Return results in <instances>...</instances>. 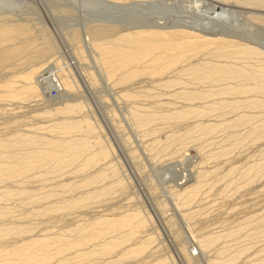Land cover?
<instances>
[{"label":"rangeland","instance_id":"obj_1","mask_svg":"<svg viewBox=\"0 0 264 264\" xmlns=\"http://www.w3.org/2000/svg\"><path fill=\"white\" fill-rule=\"evenodd\" d=\"M90 1L0 0V26H24L29 30L28 38L32 41V47L28 51L29 55L28 53L16 54L7 63L0 66V140H6L16 134L36 135L34 137L40 136L45 139L66 137L68 134H59L58 128L56 129L57 125L60 126L65 121L72 122L86 119L93 123V127H96L93 130L97 131L95 134L89 135L88 138L85 132L81 133L79 131L80 133L72 132L67 137L83 136L91 141L92 138L95 140L92 135L99 136L97 139L101 138L102 142H105L104 144L101 143L106 148L101 144L100 147L108 150V156L110 155L105 160L97 161L89 169L86 168V171L81 169L80 173L77 168L78 170L81 168L84 157H80L79 162L76 159L77 163L76 161L73 162L74 165L73 163L72 165L69 164L71 167L69 165L65 166L66 170H64V167L63 170H60L56 166H50L52 164L50 163L44 166L45 169H39L41 168L39 167L38 170L35 168L37 172L33 170L34 175L29 171L31 175L29 176V173L27 175L29 179L31 177L30 180L27 179L25 173L22 177H19L22 179L13 180H17V182L8 180L11 182L6 181L7 183L1 184L0 192L4 188L16 190L20 186L29 193L28 196L30 197H16L0 201V208L6 210L5 212L10 213L11 216H5L6 219H1L0 222L2 221L1 223L4 225L7 223L9 225L15 224V226L23 227V230L26 231L29 229L34 230L32 233H28L29 235L23 233V236L15 235L0 239V242H3L1 244H5L4 247L6 248V245L11 246L17 240L30 237L31 234L34 235L33 237L36 235L37 237L38 235H67L72 238L74 233L71 230L79 225L89 226L92 221L103 217L116 218L120 214L124 215L138 211L137 213L140 212L141 217L144 221L147 220L148 223L144 224V229L142 227L139 231L137 230L138 233L136 232L137 236L134 237V241L128 242L131 246L126 243L129 247L123 245L110 255L105 253L100 256L92 253L88 256V259L81 261L79 264H159L162 260L166 262L165 264H214L217 261L226 260L236 252L240 258L236 254L238 260H231V264H264V165H262L264 164V106L261 104L264 101V93L251 92L244 97H241V95L238 97L237 95L231 96V94H227V96L226 94H217L222 89L227 90L226 88L235 85L254 87L256 82L247 81L248 84H246L240 80H218L217 83L213 80L208 81L209 79L206 81L198 80V82L194 78L187 77L188 75L185 73L179 75L182 65L187 66L190 59L184 64H179V66L177 64L173 66L174 68H170L165 73L167 77L165 75L162 76L163 78L156 75L155 77L141 75L124 85L115 84L112 86L113 80H107L98 61V56L88 44V38L91 39V32L101 28H107L109 32L106 34L107 37L109 35L115 37L120 30H126L131 26H140V28L141 25L149 26L148 22L154 23L155 21H151L160 15L166 19L167 23L164 22L163 25L167 27L179 25L181 21H185L189 17H196V19L194 18L196 24H202L206 18L203 23L205 24L208 22L209 17L210 19L213 17L214 13L212 12L218 11L219 7H225V9H230L229 11L235 16L229 24L234 25V27L242 24V28L240 25L238 26L242 30H239V32H243L242 35L249 33L250 35H246V38L251 43L250 45L260 46L264 50V6L249 1L245 3L237 2V0H147L152 2L150 5L148 2L146 3V0H141V3L138 2L140 0H125L116 2L117 5L123 6V8L117 9L112 8L113 6L103 5L104 2H101V0H99L101 3L98 2V4L97 0ZM142 1L146 4H142ZM163 20L158 21L163 22ZM25 39L27 40V37L20 36L11 41L0 42V53L13 46L23 44L26 42ZM239 43L242 44V42ZM79 48L83 53V57L80 59L78 57ZM209 49L212 48L206 49L207 51L205 50L202 53L203 55H200L201 57L192 58L193 64L201 60L202 62L210 61L211 63L221 60L220 62L225 61V63L243 66L252 64L250 60H245L248 63H244V60H227L226 58L219 60ZM41 50H44L45 55L43 54L44 57L42 56L40 60L36 61L35 66L30 58L37 51L41 52ZM33 65L35 68H39L35 75L36 78L43 77V74H50L51 70H63L68 76L70 74L69 77L72 79L69 78V80L75 82L72 83V91L66 92L65 95H61L60 92L59 94L56 92V94L50 88V85L41 82L43 78H40L37 81L38 97L31 98L20 95L18 97L3 98L2 96L5 95L4 84L14 83L13 87L17 88L18 86L19 88L21 76L27 73V70ZM174 69L177 71H172ZM172 72H176L177 75ZM167 79L169 81L174 80L177 85L172 81L173 83L169 84V86L173 84L171 87H162L161 84L163 81L166 82ZM195 92L215 94L213 99L210 96V99H204L206 102L198 100V103H195L197 99L196 101L190 99V101V95L183 97V95L186 96L188 93ZM124 93L132 94L135 97L124 98L122 96ZM246 98L248 100L253 99V101L259 99L260 106L257 104L252 107L239 108L238 111L236 109L231 110L232 112L229 109L220 108L218 110V108L216 111L211 112L213 114L208 115L209 117L204 116V119H202V116L199 118L192 117L189 120L165 122L158 118L162 114L166 115L190 105L208 108L210 105H215L213 104L214 101L240 100V102H243ZM68 104H80L84 108L81 109L82 111L72 114H55L56 109L63 108ZM145 112L149 113L150 116L157 117V121L153 119V121L144 122V124L138 118V113L140 116L141 114L144 116V114L146 115ZM240 113L241 117H244L245 114L250 118L249 121H246L250 124L242 122V126L239 123L236 125L237 127L233 126V128L220 127L213 130V132H209V134L197 132V135L194 134L196 136L192 137L193 132L190 131L194 123L218 124L235 119L238 115L240 116ZM136 121L140 124L138 125ZM255 130L259 132L256 133L257 138L254 136L255 134H252V131ZM91 143L93 144V142ZM92 144L91 149L93 151L98 149L97 146V148L94 147V144L92 147ZM26 147L23 146L22 148L21 146L19 149L15 148L16 150H14L23 152ZM29 147L39 149V145H29ZM4 161H7V158ZM256 164H260L258 166L261 167V172L258 171L257 168L260 169V167ZM251 166L252 170L255 169V166L257 167L256 171L260 173H258L259 176L263 174L260 177L257 176L258 178L254 182L241 179L242 171L250 169ZM51 167H56V169L54 168V170ZM57 169L60 170L58 171L60 174L57 173ZM82 171L84 172L82 173ZM196 172L206 175L204 181L199 180L203 183L202 187L204 188L192 201L191 205L189 203L182 205L176 197L179 184L186 177L190 178V184L195 183L193 180L196 181ZM101 173L107 174H105V179L96 181V184L93 183L86 188H76V185H80L84 180H89ZM118 181L120 182L119 185L116 184ZM112 183H115L116 187L111 186ZM63 184L67 186L61 187ZM104 186H111L113 189L108 193L109 195L99 197V200L97 198L92 201H89L90 199L83 201L80 206L69 209V212L68 209L56 213L47 210L50 205L62 206L65 200L80 199L84 193L99 191ZM72 187L74 188L72 189ZM54 192L59 195L53 194ZM109 235H112L111 238L118 237L113 233ZM109 235H107V241L110 239L108 238ZM145 236L147 237L145 238ZM206 236L208 238L214 236L217 239L216 243L199 252L198 255L200 248L195 251L192 245ZM141 238L142 240H140ZM147 238H149L148 240L152 239V241H149L150 245L143 254L124 259L121 262L118 260L120 256L118 253L122 249L125 247L137 248ZM101 239L96 242L103 243L106 238H103V241ZM96 242L93 243L94 245H86L85 247L89 249L85 248V250L98 248L99 243ZM196 247L199 246L196 245ZM225 249L226 251H224ZM243 250L245 253L242 255L240 251L243 252ZM62 254V258L69 256L66 252ZM56 259L51 264H56L61 260V258ZM219 263L217 262V264ZM227 264L229 263L227 262Z\"/></svg>","mask_w":264,"mask_h":264},{"label":"bare ground","instance_id":"obj_2","mask_svg":"<svg viewBox=\"0 0 264 264\" xmlns=\"http://www.w3.org/2000/svg\"><path fill=\"white\" fill-rule=\"evenodd\" d=\"M118 1H125V0H101V2H104V4L102 3L103 5L113 6L112 8H117V9L123 8L122 5H117L118 3H116V2H118ZM238 1H241L243 3L249 1L253 4H257L259 6H264V0H237V2ZM98 2L101 3L99 0H97V4H98ZM138 2L141 3V0ZM147 2L148 1L146 0V3ZM146 3H144V1H142V4H146ZM150 3L152 4V2L149 1L148 4L150 5ZM209 4H211V3L209 2ZM217 4H219V3H217ZM213 5H214V3H213ZM134 6H135V4H134ZM229 10L225 9V7H219L218 11L212 12V13H214V15H212L213 17L211 19L209 17V20L207 19L208 22L206 21L207 23H205V24H203V23L206 20V18L202 24H196L194 22L195 21L194 18L196 19V17H194V18L189 17V18H186L185 21H181L179 25H176V26L171 25L168 27L163 25L164 22L167 23L166 19L163 18L164 16L162 17L161 15L160 16L156 15L157 18L156 19L154 18L151 21V22L155 21L154 22L155 24L148 22L149 26L141 25L142 26L141 28H140V26L138 27L136 25H135L136 27L131 26V28L130 27L128 28V26H127L128 29H126V30L124 29L122 31L120 30V32H118L119 34L116 33L117 35L115 37H113V36L110 37V35H109V37H107L106 34L109 32H108L107 28L104 27L105 29L101 28V29L94 30L91 32V35H90L91 39L88 38V42H89L88 44L91 46L90 48H92V50L98 56V61H99L100 65L102 66L101 68L103 69L104 75L106 76L107 80L108 81L113 80L112 86L115 84L124 85V84L132 81L133 79L137 78L138 76H141V75H150V76L152 75L154 77L156 75L160 78H163L164 75L166 76L165 73L168 72V70H170V68L171 69L174 68L173 67L174 65L178 64V66H179V64H184V62H187L190 59L192 60V58H194L196 56L198 57L200 55H203L202 53L205 52L206 49L208 50V48H212L209 50H211L212 54H214L219 60L220 59L224 60L225 58L227 60L228 59H230V60H244V63L245 62L248 63L247 61L250 60V62L252 64H247V65L244 64L245 66H243V65H236V64L227 63V62L225 63V61L220 62L221 60L218 61L219 63L217 61H214V63L213 62L211 63L210 61L209 62L208 61L202 62V60H201L200 62H197V63L194 61L195 64H193V62L190 60V61H188L187 66L182 65L181 69L179 70V72H180L179 75H182L183 73H185L186 75H188L187 77H189L191 79L194 78L196 81H198V80L199 81L200 80L206 81L209 79L208 81L213 80V81H217V83H218V80H220V81L221 80H224V81H235V80L239 81L240 80L241 82H245V83L247 81H253V82L255 81L256 82L254 87H249V86H244V85H235L234 87L226 88L227 90H225V88L223 87L224 90L222 89L221 92L219 91L220 93H217L220 95L226 94V96H227V94H229V95L231 94V96L237 95L239 97L241 95V97L242 96L244 97L246 94L251 93V92L252 93L253 92L264 93L263 92L264 91V50H263V48L261 49L260 46L256 47V46L250 45L251 43L249 41H247V38H246V35H248L249 33L246 35H242L244 33L241 32L242 30L239 29V27H238L240 25L239 24L240 22L238 23L239 25L237 24L238 26H235V27H234V25L229 24V22L231 20H233V17H235L233 15V13ZM152 13H154V12L152 11ZM188 13H190V12H188ZM205 13H207V12H205ZM170 16L172 17V14ZM207 16H209V15H207ZM239 16H240V14H239ZM161 19H164L163 22L158 21ZM239 19H238V21H239ZM235 20H234V22L236 23ZM143 21H141V22H143ZM244 22H245V19H244ZM174 23H176V22H174ZM241 25H240V27H241ZM243 25L245 26V24H243ZM248 27H249V25H248ZM91 30H93V29H91ZM239 30H241V31L239 32ZM121 32H124V33H121ZM244 32H245V30H244ZM29 34H30L29 30L24 26H7V27H1L0 26V42L11 41V40H14L20 36L27 37V40L25 39L26 42H24L23 44L18 45V46H13L11 48H9L7 46V48H9V49L6 50L5 52L2 51V53H0V66L3 65L4 63H7V61H9L16 54H27L28 53V51L32 47V41L29 40L30 38H28ZM25 40H23V41H25ZM239 42H242V44ZM78 50H79L78 51L79 52L78 57L80 59L81 57H83L82 56L83 53H81L82 50H80V48ZM42 51L44 52V50H41V52L37 51L30 58L32 60V62L34 63V65H35L36 61L40 60V58L43 56V54L45 55V52L43 53ZM28 55H29V53H28ZM204 55H205V53H204ZM24 58H26V57H24ZM245 60H247V61H245ZM190 62H192V63H190ZM235 63H237V62H235ZM34 65H33V67H30L27 70L28 71L27 73H25L21 76L19 88H18V86H17V88L13 87L14 83L9 82L7 84H4V89H5L4 94L6 96L5 95H3V96L1 95V96L3 98L4 97H10L11 98V97H18L20 95H24L27 97L36 98L39 96V92L37 91L38 90L37 81L40 78H43V81H41V82L50 85V88L53 89V91H55V93L58 92V94H59V92H60L61 95H65L66 92L72 91L71 90V89H73L72 83H75V82H73V80H72V82L69 80V78L72 79L71 77H69L70 74L68 76L66 74V72H63V70L62 71L59 70L60 72L51 70L50 74L49 73H48V75L43 74L42 75L43 77L36 78L37 76L35 77V75L38 72L39 68H35ZM175 70L176 69H174L172 71H175ZM172 73H176V72H172ZM175 75H177V73ZM191 79H190V81H191ZM167 80H166V82L163 81V83L161 84L162 87L163 86L168 87L169 84L174 82V80H172L173 82L171 80L170 81L169 80L167 81ZM195 80H194V82H195ZM246 84H248V83H246ZM172 85H170L169 87H171ZM181 87H183V86H181ZM215 91H217V90H215ZM214 94L208 93V92H203V93H200V92L196 93L195 92V93H190V94L188 93V94H186V96L183 95V97H187L188 95H190L189 100L191 99L192 101H194V100L196 101V99H197V102H195V103H198V100L206 102V101H204V99H206V100L210 99V98L213 99ZM122 96H124V98L125 97L130 98L131 96L133 97L134 95L124 93ZM210 96H212V97H210ZM180 97H182V96H180ZM219 97H221V96H219ZM185 99H187V98H185ZM236 99H237V97H236ZM257 101L256 100L253 101V99L248 100L247 98L243 102H240V100H231V101L229 100L228 102L221 100L218 102L214 101L215 103L213 102V104H215V105H210L209 107L207 106L209 104H207L206 107H208V108H199L200 106L193 107L190 105L188 107H185V108H182L179 110H174L171 113H168L166 115L165 114H162V115L159 114L160 116L158 118L161 120H164L165 122L166 121H168V122L173 121L174 122V120L176 121V120H184V119L189 120L192 117L193 118H196V117L199 118L202 116H203L202 119H204V116L207 117L208 115L211 114V112L216 111V109H218V108H219L218 110H220V108H223L225 110L229 109L230 111L231 110L234 111L235 109L237 110L239 108L252 107V106H255V105L261 103L260 101H258V102ZM200 103H202V102H200ZM261 104H263V106H264V101ZM259 106H260V104H259ZM82 108H84V107L83 106L81 107L80 104H68V105H65L63 108L56 109L55 114L56 113L57 114L59 113L60 115L61 114H69V113L72 114V113L82 111L81 110ZM140 111H141V109H140ZM145 113H146V115L143 113L144 116H142V114L140 116V114L138 113V115H139L138 118H140L143 121V123L144 122L148 123L150 121H153V119L155 121H157L156 120L157 117H153V115L150 116V114L147 112H145ZM227 115L229 116V114H227ZM154 116H155V114H154ZM248 119H250V118L247 115L244 114V117H241V113H240V116L238 115L235 119L228 120V121L218 123V124H216V123L215 124L214 123L204 124L203 122L194 123L193 126L191 127L192 130L191 129H189V130H191L190 131L191 133L193 132L192 137H195L197 135L196 134L197 132L209 134V132H213V130L220 128V127H223V128L224 127H231V128H233V126H236L239 123L241 124L242 122L249 121ZM135 120H136V118H135ZM137 123H138V125L140 124L139 122H137ZM143 123H142V125H143ZM152 123H154V122H152ZM246 123L250 124V122H246ZM242 124H241V126H242ZM57 126H59V125H57ZM57 126H56V129L58 128L59 134H63V135L64 134L69 135V134H72V132L81 131V133L85 132V134H87L88 138H89V135H91L93 133L95 134L97 132V131H93L96 128V127H93V123L90 120H86V119H80V120H76V121H72V122H70V121L66 122L65 121V122L61 123L59 127H57ZM51 127H53V126H51ZM140 127H141V125H140ZM38 129H41V128H38ZM56 129H53V130H56ZM237 129H239V128H237ZM43 130H45V128H43ZM257 132H256V130L252 131V134H255L254 136H256L259 133V132L258 133ZM263 132H264V130H263ZM85 134H83V135H85ZM186 134L188 135V133H186ZM194 134H196V135H194ZM38 135H40V134H38ZM96 135H98V134H96ZM187 135H185V136H187ZM34 136H36V135L32 136L29 134H27V135L16 134V135L9 137L6 140H0V185L3 184L4 182L8 181V180L13 181L14 179H18L19 177H22V175L25 173H26L27 179H29L28 175H27L28 173L30 176L31 174H33V170L36 171L35 168L38 169L39 167H41L39 169H45L44 166L47 164H50V163H52L50 166H52V165L56 166L60 170L64 167V170H66L65 166H67L69 164L72 165V163L75 162L76 159H78V162H79L81 160L80 157L81 158L84 157L85 159H84V161H82L83 163L81 162L83 165L81 164V166H80L81 168L79 170L77 168V171L80 173L81 169L86 171L85 170L86 168L89 169L97 161L105 160V158L108 156V152H107L108 150L104 149L106 147H104V145H102V143L104 144L105 142H102L101 138H99L100 141L97 139L99 136L95 137V135H92L95 138V140L92 138L93 141L92 140L89 141L88 139H86V137L84 138L83 136L82 137H77V136L76 137H74V136L63 137L62 136L60 138L54 137L51 139H45V138H42L40 136H37V137H34ZM248 136H250V135H248ZM256 138H257V136H256ZM196 139H198V138H196ZM196 139H195V141H196ZM190 141H192V140H190ZM91 142H93V144L95 146ZM91 144H92V147L97 146L98 149H95L93 151L91 149ZM100 144L104 148L100 147ZM29 145H39V149L29 147ZM21 146H22V148H23V146L24 147L27 146L26 149L27 148L28 149L27 150L25 149V151H23V152L22 151L16 152L15 150L17 148L19 149V147H21ZM225 152L226 151L224 150V153ZM151 154H153V153H151ZM5 158H7V161L9 159V161L8 162L4 161ZM76 163H77V161H76ZM73 165H74V163H73ZM258 165H260V164H258ZM258 165L256 164V166H258ZM262 165H264V164H262ZM256 166H255V169L253 167L254 170H252V166H251L250 169L242 171L243 173L241 172L242 175H240V176H242L241 179H246V181H250V182L253 181L254 182V180L256 178H258L257 176H259L258 171L260 170V172H261V167L258 166V167H260V169H259ZM56 167H53V168L51 167V168L56 169ZM256 168L258 169V171H256ZM54 170H52V171H54ZM60 170L57 169V173L60 174V172H58ZM29 171H31L32 173ZM77 171L75 170V172H77ZM84 171H82V173ZM203 173H205V172H203ZM263 173H264V171H263ZM59 174H57V175H59ZM105 174L101 173V174L94 176L93 178H91L89 180H84L83 182L80 183V185H76V188H86V187L92 185L93 183H95L96 181H101V180L105 179ZM196 175H197L196 176L197 178L195 179L196 181L193 180V182H195V183L190 184V182H191L190 178L186 177L184 179V181L179 184V190L177 191L178 193L176 194V197L178 200L181 201L182 205L184 203L186 205L188 203L191 205V203H193L192 201L195 200V198L198 196L200 191L204 188V187H202L203 183L200 182L199 180L202 179V181H204V177L206 175H204L202 173H198V172H196ZM20 179H22V178H19L18 180H20ZM30 179H31V177H30ZM15 181L17 182V180H15ZM15 181H13V182H15ZM8 182H11V181H8ZM115 183H112L111 186H113ZM119 183L120 182L118 181V183H116V184L119 185ZM19 184H20V182H19ZM115 185H114V187H116ZM66 186L67 185H64V184L61 185V187H66ZM111 186H108V187L104 186L99 191H92V192H89L86 194L84 193L85 196L84 195L81 196L82 198L80 197V199L65 200V201H63L62 206H54L55 204L50 205L49 207H47V210H48V212H55L56 213V212H61L64 210L67 211V209H68V212H69L70 211L69 209L76 208V207L80 206L83 201H88L89 199H90L89 201H92V200H95L97 198L99 200V197L106 196L108 193H110V191H112L113 187H111ZM19 188H20V186L18 188H16V190H7L6 188H4V190L2 189L3 191L0 192V201H2L4 199L16 198V197H18V198H22L25 196L30 197V196H28L29 193L27 191L23 190V188H20V189H22V190H20ZM73 188L74 187H72V189ZM0 190H1V188H0ZM49 194H48V197H49ZM53 194L59 195V194H56L55 192ZM46 195H47V193H46ZM52 198H53V195H52ZM48 199H50V198H48ZM39 203H41V202H39ZM58 205H60V204H58ZM190 205H188V206H190ZM182 208H183V206H182ZM5 211L0 208V220L1 219L3 220L4 218L6 219L5 216L11 217L10 213H7ZM137 212L127 213L124 215L120 214V216L116 217V218L115 217H113V218L103 217L101 219L92 221L91 225H89V226L79 225V226H77L71 230V232L75 234V235L73 234L72 238L68 237L67 235H57V236H54V235L53 236H48V235L40 236V235H38V237L36 235L35 237H33L34 235L31 234L32 236L31 235H30V237L25 236L26 238L23 237V239L17 240L11 246L6 245V248L4 247L5 244L2 245L1 243H3V242H0V244L2 245L1 249H0V264H47V263L51 264V262L53 260H55L57 257H58L57 258L58 260L60 258H61V260L59 262L56 261L57 262L56 264H79L81 261L88 259V256L92 255V253L98 254L100 256L104 255L105 253L110 255L111 253H114L118 248L122 247L123 245L127 246V244H128L129 246H131L129 243H131L130 241H132L134 239V237L137 236L136 232L138 233V231L140 229H142V227L144 229V226L146 225V223H148V222H146L147 220L144 221V219L141 217V214H139L140 212L139 213H137ZM146 219H148V218H146ZM1 222H0V239H3V238L6 239L9 236L12 237L15 235L16 236H18V235L23 236V233L29 235L28 233H32L34 231L33 229H29L28 231L23 230V227L15 226V224L9 225L7 223V224H5L6 225L5 226ZM116 231H117V233H115ZM118 231H120L121 233ZM112 233L115 236L118 235V237L116 236V238H111L110 236H112V235H109V234H112ZM119 233H120V236H119ZM107 235H109L108 238H110L108 241H107ZM146 237L147 236H145V238ZM211 237L209 236V238H208V236H206L205 238L203 237L197 241L195 239L196 243H194L192 245V248H194L195 251H197L200 248L199 249L200 251H198V255H199V252L206 250L213 243H216L217 239L214 238V236H213V238H211ZM101 238L102 239L106 238V239L105 240L103 239L104 240L103 243L98 242L99 243L98 248H96V249L94 248V250L93 249L88 250L89 248L85 247L86 245H90V244L94 245L93 243H95L97 240H100ZM148 239L149 238L145 239L146 241L144 240L142 243H140V245H138L137 248L136 247L127 248V247H129V246H127L124 249H122L118 253L120 255L118 260L121 262L124 259L134 258V257H137V256L143 254L147 250L148 246L150 245L149 241H152V239H150V240H148ZM140 240H142V238ZM135 241H137V240H135ZM17 244H19V245H17ZM196 245L199 247H196ZM7 246H9V247H7ZM95 246H97V245H95ZM85 248H88V249L85 250ZM224 251H226V249ZM224 251H223V253H224ZM65 252L67 253V256L68 255L69 256L67 258H62L63 257L62 253H65ZM240 252L242 253V255H243V253H245L244 250H243V252L242 251H240ZM59 254H61V255H59ZM236 254H237V252H236ZM236 254H234V255L232 254V256H230L229 258H226V260H222V261L220 260L217 262L218 263L220 262L219 264H227V262L229 264H231L233 260L234 261L238 260L237 258L239 256V254H237L238 256ZM57 255H59L61 257L59 258V256H57ZM65 257H66V255H65ZM220 258H222V257H220ZM239 258H240V256H239ZM162 261H160L161 264L164 262V261L163 262ZM217 262L214 264H217ZM165 263L166 262H164L163 264H165Z\"/></svg>","mask_w":264,"mask_h":264},{"label":"built area","instance_id":"obj_3","mask_svg":"<svg viewBox=\"0 0 264 264\" xmlns=\"http://www.w3.org/2000/svg\"><path fill=\"white\" fill-rule=\"evenodd\" d=\"M52 90H53V89H52ZM52 90H51V91H52Z\"/></svg>","mask_w":264,"mask_h":264}]
</instances>
